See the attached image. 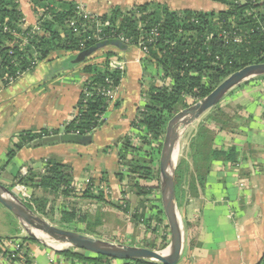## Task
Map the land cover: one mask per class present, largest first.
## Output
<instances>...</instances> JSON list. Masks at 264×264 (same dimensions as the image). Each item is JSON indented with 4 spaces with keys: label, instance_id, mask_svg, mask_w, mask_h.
Segmentation results:
<instances>
[{
    "label": "trees",
    "instance_id": "1",
    "mask_svg": "<svg viewBox=\"0 0 264 264\" xmlns=\"http://www.w3.org/2000/svg\"><path fill=\"white\" fill-rule=\"evenodd\" d=\"M28 1L37 16L36 27L24 26L18 0H0V89L11 84L10 80L16 81L18 75L32 71L39 63H53L55 58L64 56V69L84 64L82 69L90 77L87 86L89 95L81 93L75 106V116L61 129L42 128L34 132H21L19 142L7 155L8 159L23 145H36L44 141L49 146L72 144V138L90 137L98 130L103 125L102 116L108 103L97 94V90L104 85L106 78L119 84L124 74L118 69H111L108 62L111 59L121 60L119 53L131 46L137 47L142 41L148 51L143 62L154 65L160 71L161 82L150 84L145 100L131 122L140 143L133 145L123 138L118 158L126 170L116 176L119 181L126 178L128 187L136 191L135 195L143 199L150 195L149 199L140 201V214L134 215L137 224L140 217L145 218L143 204L146 200H151L150 210L159 216L156 221L165 222L160 193L152 196V188L140 186L139 180L158 182L157 157L165 128L174 114L184 107L186 97L197 102L230 74L249 65L264 63V0H209L227 7V10L216 13L177 12L153 2L134 6L126 13L114 8L108 14L98 16L100 22L109 23L102 28L100 41L85 40L88 35L81 31L83 19L78 18V6L74 1ZM72 22H75L74 27H70ZM153 30L155 33L152 35ZM121 38L129 41L128 45L123 44L124 48H97L81 59L88 50L121 41ZM101 50H105L104 64L101 67L95 63L89 64L88 60L95 58ZM262 78L264 76L257 79ZM219 105L199 119L195 132L188 137L184 155L176 165L174 190L177 206L187 194V198L198 195L212 162L236 163L234 148L224 151L213 147L214 131L206 124L212 121L222 127L227 125ZM17 183L32 190L28 191L29 203H25L30 210L44 217L48 212H53L61 228L88 236L96 235L92 228L101 224L98 216H80L76 211L56 203L54 198L34 195L40 189L54 194L59 192L64 198L71 197L72 176L67 166L49 160L43 173L29 168L25 175L17 174L10 186ZM184 186H188V189L184 190ZM82 196L99 202L105 200L102 193L95 196L89 187ZM76 217L77 222L86 225L82 232L68 226L69 223H76ZM163 238L167 245V237ZM146 247L152 249L153 245L151 243ZM78 251L72 248L55 253L70 260L76 258L94 264H160L144 260L119 261L93 254L91 258H86L82 254L84 251ZM258 264H264V255Z\"/></svg>",
    "mask_w": 264,
    "mask_h": 264
},
{
    "label": "crops",
    "instance_id": "2",
    "mask_svg": "<svg viewBox=\"0 0 264 264\" xmlns=\"http://www.w3.org/2000/svg\"><path fill=\"white\" fill-rule=\"evenodd\" d=\"M191 1L193 0H74L88 15L96 17L108 14L114 8L126 13L134 6L146 2L162 4L177 12L190 10L216 13L227 10L226 6L209 0H196L200 1L197 4H192ZM18 2L24 16V26L36 27L37 16L29 1ZM119 56L120 61L124 62V74L118 85L117 97L103 114V125L90 136L91 144L97 141L103 145L111 142L114 145L115 152L105 147V154L112 163L111 169L106 167L104 171H95L90 176L76 174L62 152L78 153L79 149L76 147L81 145L77 144L58 143L49 146L44 141L36 145H23L11 159L7 157L19 142L18 135L21 132H34L42 128L61 129L75 116V106L90 77L82 69L84 64L64 69L66 58L61 56L55 58L53 63H39L32 71L22 74L16 81L0 89V183L10 186L13 177L17 174L25 175L29 168L39 171L42 166L45 168L49 160L59 162L70 169L73 193L66 200L69 199L71 204L73 201L83 200L81 194L87 189L86 186H90L92 192L105 191L104 202L94 200V205L90 201L84 204L91 210L89 214L83 212L84 214L92 218L98 216L101 220L98 229L94 231L96 238L116 243L110 241L108 236L99 235L100 229H108V226L120 221L121 216H125L130 227L119 243L147 248L148 238L143 239L141 233L135 235L132 225L137 224L134 215L140 214V201L149 199L150 195L144 199L136 195V204L130 206L118 200L121 198L119 194H109L110 191L108 193V190L100 186H118L119 191L121 185L128 189L126 178L122 183L116 178L124 169L118 152L122 148L123 138H127L131 144L140 143L136 132L131 128V122L135 119L137 109L143 104L150 84L161 82V79L160 74L154 70V65L143 64L145 55L138 46L129 47L119 53ZM91 59L88 63L94 64V57ZM99 61L101 62L98 64H104L105 58ZM145 67L147 71L144 70ZM219 109L224 115L226 128L215 125L212 121L206 123L214 131L213 147L224 151L234 148L237 160L235 164L212 162L204 186L198 189V195L187 198V194L180 205H176L184 229L183 248L177 264H258L264 255V78L249 80L231 90L220 102ZM198 121L195 122V128ZM109 124L121 126L120 133L114 137L101 135L100 131H106ZM4 173L9 176L6 181L3 180ZM139 185L152 188V196L157 194L155 180H139ZM183 189L187 190L188 186ZM122 203L123 208L120 206ZM128 205L129 208L125 209ZM143 205L145 218L148 211L147 215L150 216L147 227L152 228L159 216L150 210L151 200H146ZM3 213V208H0V217ZM17 223L19 226V222ZM18 226L14 229V234L21 233ZM14 234L0 235V239H10ZM112 234L111 239L120 232L112 231ZM24 238L28 243L27 264H52L55 252L43 245L30 243L27 236ZM1 264L16 263L6 260Z\"/></svg>",
    "mask_w": 264,
    "mask_h": 264
},
{
    "label": "water",
    "instance_id": "3",
    "mask_svg": "<svg viewBox=\"0 0 264 264\" xmlns=\"http://www.w3.org/2000/svg\"><path fill=\"white\" fill-rule=\"evenodd\" d=\"M108 46L119 49L124 48L120 41H112L109 44H101L88 50L82 54L81 59L91 55L97 48L102 49ZM262 76H264V63L246 66L230 74L207 96L175 114L167 123L158 162L160 202L169 232V245L166 255L151 249L108 242L54 226L39 214L27 208L22 201L2 185H0V205L10 212L21 225L39 231L55 242L68 245L67 249L73 248L119 261L144 260L160 264H177L180 260L184 242V229L176 206L174 190V171L176 168L174 157L180 137L204 114L218 105L231 90L249 80ZM71 140L72 144L77 145L90 143V137L88 136L72 138ZM55 251L62 252L63 250Z\"/></svg>",
    "mask_w": 264,
    "mask_h": 264
},
{
    "label": "rangeland",
    "instance_id": "4",
    "mask_svg": "<svg viewBox=\"0 0 264 264\" xmlns=\"http://www.w3.org/2000/svg\"><path fill=\"white\" fill-rule=\"evenodd\" d=\"M69 1H74V0H69ZM191 3L192 4H197V3H200V1L193 0V1H191ZM94 22H98L99 24L102 23V22H100V20L96 16H94ZM122 44H125V43H122ZM104 56H105V50H101L99 53H97V57L94 58V63L97 64L98 67H101L100 64H98V62H101V61H99L101 59L104 60V58H105ZM143 64L147 65L146 62H143ZM144 70L147 71V68L145 67ZM154 70L157 72V74H160L159 70H157L156 68H154ZM156 72H155V74H156ZM113 102H115V100H112V101L109 100L108 105L113 104ZM194 103H196V102H194L192 99L186 97L185 98L184 107H182L178 112H180L181 110H183V109H185L187 107L192 106ZM125 111H129V110L125 109ZM178 112H176L175 114H177ZM115 125L116 124H114V125L109 124L107 126L106 131L102 130V131H100V134L104 135V136H109V137H114V136L118 135L120 133L122 127L121 126H115ZM195 126H196V123H194L191 127H189V129H187L185 131V133H183L181 135L180 140L178 142L179 149H178V152L176 154L175 166L177 165L179 159L184 155L183 152L185 151V146L187 144L188 137L192 135L191 131L196 129ZM101 135H99V136H101ZM162 142H163V139H162ZM69 144H71V143H69ZM63 145H67V144H63ZM161 145H162V143H161ZM105 147H108V149H111L112 151L115 152V147L112 144V142L108 143L106 145L105 144L103 145V143L100 144V142L94 141L92 144L89 143L87 145H81L79 147H76V148L79 149V152L76 153V154H69L66 151H63L62 153H63V155H65L66 161L68 162V165L70 166V168L74 169L76 174H79L81 176H90V175L94 174L95 171H104L106 169V167H109L111 169L112 163L109 160V158L107 157V155L105 154L106 153L105 152ZM159 156H160V154L157 157V161L158 162H159ZM45 164H46V162H45ZM42 167L43 168H40V170L38 172H42L43 173V170L45 168H44V166H42ZM123 170L124 171L126 170L125 166H124ZM13 173H15V170H14ZM7 176H8V174L4 173V175H3V180L4 181H6L8 179L9 176L8 177ZM13 178H12V181H13ZM116 178H117V176H116ZM157 178H159V174H158ZM105 179H106V177H105ZM123 181H124V179L121 180L120 183H122ZM156 184H157L158 187L156 188V186H154L155 189H156L155 193H157L159 195V193H160L159 179H158V182H156ZM0 185H2V184L0 183ZM15 185L16 184H14L13 187L12 186H7V185H5V186L2 185V186L4 188H6L8 191L12 192L24 204L25 203L28 204L29 201H30L29 200V192H31L32 190L30 188L29 189H25V187H23L22 185H19V186H15ZM71 186H73V185H71ZM88 187H90V186H86L85 189L88 188ZM100 187L104 188V190H108V193L110 191L111 193H109V194H112V195L113 194L114 195H118L119 194V196L121 197V198L118 199L119 201H123L124 203L126 202L130 206L131 205L133 206L134 204H136V201H137V198L135 197L136 196L135 195L136 191L134 189H132V188H129L128 186H127L128 187V189H127L125 186H121L120 185L121 188L119 189V191H118V186H109V185L105 186V185H103V186H100ZM109 188H110V190H109ZM121 190H123V192ZM93 192H94L95 196H97L98 193H102V195H104V193H105V191H96L95 192L94 190H93ZM34 195L37 196V197L44 196V197L49 198V199L54 198L56 203L62 204L63 206H65L67 208H70L71 210L76 211L80 216H88V215L84 214L83 212H88V214L91 212L89 206H86L84 204H86L88 201H90V203H92L94 205V200H92V199L89 200L87 198H84L82 196V194H81V198L83 200H79V201H76V202L73 201L72 204L70 203L69 199L66 200L67 198L62 197L59 192L54 194V193H52L50 191L43 192L42 190L39 189V190L34 192ZM95 201H97V200H95ZM96 203H98V202H96ZM129 205H128V207L126 206L125 209L129 208ZM120 206H121V208H123L124 204L122 203V205H120ZM0 208H1V210L3 208V212H4L3 215L0 217V235L1 236L2 235H8V234L12 235V234L15 233L14 229L17 228V226H18L17 222L18 221L13 215H11L10 212H8L1 205H0ZM93 210H94V208L92 209V211ZM148 213H149V211H148ZM147 214H146V218L150 217ZM41 217H43L46 221H48L52 225L61 228L59 226V222L57 220L58 217H57V215H55V213L48 212L47 213V217H44V216H41ZM124 217L121 216L120 221L118 220L117 223L114 224L113 226H110V227L108 226V229L104 230V228H101L100 229L101 232L100 233L98 232L99 235L108 236V239L110 241H115L117 244L120 241H123L124 232L130 227V226H128V223H127L128 220L125 219L126 217L125 218ZM143 219H145V218L140 217L139 221H138L139 222L138 224H133L134 222H130V223H132L134 225V227L132 225V230H133L134 234L135 235H139V233H141L142 236H143V239L148 238L147 239L148 240V244L152 243V245H153V248L151 250L156 251V252H160V253H163V252L167 253L168 252V245H169V232H168L167 224H164V223H166V221L164 223L156 221L155 226L152 227V228H149V227H147V224L145 223L146 220L148 221V218L146 220H143ZM141 220H143V221H141ZM74 221L76 223H72V224L69 223L68 226L70 228L72 227L73 229H78V230H80V232H82V230L86 227V225L81 223V222H77L78 221L77 217H76V219ZM96 228L97 227H93L92 230L95 231ZM109 229H111V230H109ZM67 230H69V229H67ZM18 231L21 232V233L14 234L13 237H10V238H17V237L23 238V236H27L29 238L28 240L30 241V243L32 242L33 244H36L38 246L43 245L44 247H48V248L51 247L48 243H46L43 240H40L39 238H37L32 233V230L30 228H28V227H25V226L20 224L18 226ZM112 231H119L120 234L118 236H116L115 238L111 239V237L113 236ZM145 236H147V237H145ZM91 237L96 238L97 236H95L93 234V236H91ZM163 237H167L166 238L167 245L164 244L163 239H165V238H163ZM7 239H1V240H7ZM22 241H23V239H22ZM42 242H44V243H42ZM119 244H121V243H119ZM23 247H25L27 249V256H26V260H25V263H24V264H27V258H28L29 255H28V243H26V240H25V243H24ZM49 249L52 250L53 252H56L55 250H57V249H55L53 247L49 248ZM64 249H61V250H64ZM70 249H72V248H68L67 250H70ZM147 249H150V248H147ZM75 251H78V250H75ZM78 252H80V251H78ZM82 254L86 258H91L92 257V254H88L86 252H83ZM60 257H62V258H64L66 260V264H94V263H91V262H88V261H84V260H80V259H76V258H75V260H70V259L65 258L62 255L56 254V258H60ZM16 264H20V263L16 262ZM52 264H59V262L55 259V261ZM118 264H121V263H118Z\"/></svg>",
    "mask_w": 264,
    "mask_h": 264
},
{
    "label": "built area",
    "instance_id": "5",
    "mask_svg": "<svg viewBox=\"0 0 264 264\" xmlns=\"http://www.w3.org/2000/svg\"><path fill=\"white\" fill-rule=\"evenodd\" d=\"M78 10H77V16L78 18L83 19L82 23V33L87 34L88 36L86 37L85 40L90 41V40H96L100 41L101 40V34H102V28L105 26H108V22L101 23L99 24L98 22H94V17H91L88 15L85 11L83 12V9L77 4ZM76 22V21H75ZM75 22H72L70 24V27H74ZM36 30V29H34ZM155 33V31H152V35ZM20 39H22L20 37ZM121 43H125V45L129 44V41L123 40V38L120 39ZM138 48L141 50L142 53L146 56L148 54L147 48L144 45L142 41H139L138 43ZM108 65L111 69H118L120 71H124V62L120 61L118 59H111L108 62ZM21 75H18L20 77ZM13 80H10L12 82ZM89 80L86 82V84L83 87L82 94L84 96H88L89 92L87 91V86L89 84ZM118 85L114 82V80L106 78L104 85L100 87L97 90V94H99L101 97L105 98L107 103L109 100H115L117 97L118 93ZM23 239V241H22ZM21 237L17 238H10L7 240H1L0 239V264L4 261H10V262H19L20 264H24L27 256V249L24 246L25 240ZM55 259L59 262V264H66V260L62 257L56 258V256L51 260L53 263Z\"/></svg>",
    "mask_w": 264,
    "mask_h": 264
},
{
    "label": "bare ground",
    "instance_id": "6",
    "mask_svg": "<svg viewBox=\"0 0 264 264\" xmlns=\"http://www.w3.org/2000/svg\"><path fill=\"white\" fill-rule=\"evenodd\" d=\"M178 149H179V147H177L176 150H175L174 162L176 160V154L178 152ZM31 230H32V233L37 238H39L40 240H43L44 242L48 243L51 247H53V248H55L57 250H61V249H64V248L68 247V245H66V244L55 242L54 240L50 239L49 237H47L46 235H44L43 233H41L39 231H36V230H33V229H31ZM162 254L166 255L167 253L163 252Z\"/></svg>",
    "mask_w": 264,
    "mask_h": 264
}]
</instances>
